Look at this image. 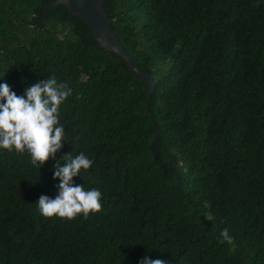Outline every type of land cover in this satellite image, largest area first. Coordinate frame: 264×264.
<instances>
[{
	"label": "trees",
	"instance_id": "16d2710c",
	"mask_svg": "<svg viewBox=\"0 0 264 264\" xmlns=\"http://www.w3.org/2000/svg\"><path fill=\"white\" fill-rule=\"evenodd\" d=\"M48 1L0 0V84L73 90L55 160L0 149V264H264V0H103L150 99L65 6L43 16ZM81 153L94 164L74 183L102 192L101 212L42 216L54 165Z\"/></svg>",
	"mask_w": 264,
	"mask_h": 264
},
{
	"label": "clouds",
	"instance_id": "9594fccd",
	"mask_svg": "<svg viewBox=\"0 0 264 264\" xmlns=\"http://www.w3.org/2000/svg\"><path fill=\"white\" fill-rule=\"evenodd\" d=\"M72 95L69 84L58 82L54 76L27 87L21 96H17L9 84H0V149L27 151L32 165L39 169L50 158L55 160L67 140L64 125L60 123V109ZM93 164L94 161L83 153L63 155L62 161L54 165V179L60 181L58 195L55 198L40 196L36 203L40 214L72 221L81 214L87 219L89 214L100 213L102 192L74 183V178L81 177L82 170L88 171ZM221 236L228 243L232 242L227 229ZM140 264L168 262L145 256Z\"/></svg>",
	"mask_w": 264,
	"mask_h": 264
},
{
	"label": "water",
	"instance_id": "95a60500",
	"mask_svg": "<svg viewBox=\"0 0 264 264\" xmlns=\"http://www.w3.org/2000/svg\"><path fill=\"white\" fill-rule=\"evenodd\" d=\"M103 0H49L44 6L43 16L48 9H55L58 5H63L69 15L76 16L80 21L84 22L93 40L98 46L108 53H113L121 58L126 66L133 72L138 79L146 85V93L148 99L154 90L155 81L150 77L149 73L142 71L137 63L127 55L120 43L111 30L110 20L107 17L106 11L102 6ZM146 116L152 120V115L149 112V105L145 108ZM154 126V121L152 120ZM159 133L155 132L153 144L156 146Z\"/></svg>",
	"mask_w": 264,
	"mask_h": 264
}]
</instances>
